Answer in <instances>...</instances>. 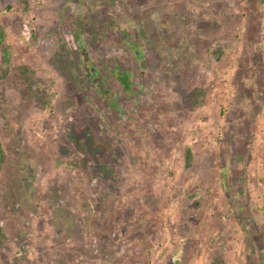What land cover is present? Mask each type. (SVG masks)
Wrapping results in <instances>:
<instances>
[{"label": "rangeland", "instance_id": "374dc122", "mask_svg": "<svg viewBox=\"0 0 264 264\" xmlns=\"http://www.w3.org/2000/svg\"><path fill=\"white\" fill-rule=\"evenodd\" d=\"M0 25V264H264V0H0Z\"/></svg>", "mask_w": 264, "mask_h": 264}, {"label": "trees", "instance_id": "16d2710c", "mask_svg": "<svg viewBox=\"0 0 264 264\" xmlns=\"http://www.w3.org/2000/svg\"><path fill=\"white\" fill-rule=\"evenodd\" d=\"M3 39H4V32H3V29L0 25V44H2L3 42ZM3 50V49H2ZM3 52L5 53V51L3 50ZM3 53V54H4ZM5 56V54H4ZM17 73L21 76V78L28 83V85H31L32 82H33V76L35 74V71L30 68L29 66L27 65H20L17 67ZM204 90L201 89V88H195L194 89V92H193V97H194V102L196 104H199L198 102V99L200 97H202L204 95ZM48 102L49 101H45L44 104L45 106L48 105ZM192 162H193V156H192V151L190 148L187 149V155H186V159H185V163H186V166L187 167H190L192 165Z\"/></svg>", "mask_w": 264, "mask_h": 264}, {"label": "flooded vegetation", "instance_id": "af4514ba", "mask_svg": "<svg viewBox=\"0 0 264 264\" xmlns=\"http://www.w3.org/2000/svg\"><path fill=\"white\" fill-rule=\"evenodd\" d=\"M121 30H122V29H121ZM121 30L118 29V31H117V30H116V31H117L118 33H120L121 35H125V33H121ZM79 42H80V43H83V40H82L81 38L77 39V43H78V44H79ZM146 67H147L146 61H144V68H146ZM128 84H129V81H128Z\"/></svg>", "mask_w": 264, "mask_h": 264}, {"label": "crops", "instance_id": "0c3cea01", "mask_svg": "<svg viewBox=\"0 0 264 264\" xmlns=\"http://www.w3.org/2000/svg\"><path fill=\"white\" fill-rule=\"evenodd\" d=\"M226 222L224 220L221 219V224L224 225ZM227 237V236H225ZM212 245H215L214 243Z\"/></svg>", "mask_w": 264, "mask_h": 264}]
</instances>
